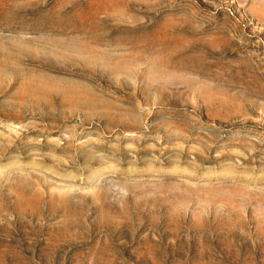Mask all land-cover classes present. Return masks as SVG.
<instances>
[{
	"label": "rangeland",
	"instance_id": "rangeland-1",
	"mask_svg": "<svg viewBox=\"0 0 264 264\" xmlns=\"http://www.w3.org/2000/svg\"><path fill=\"white\" fill-rule=\"evenodd\" d=\"M0 264H264V0H0Z\"/></svg>",
	"mask_w": 264,
	"mask_h": 264
}]
</instances>
